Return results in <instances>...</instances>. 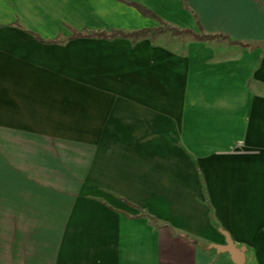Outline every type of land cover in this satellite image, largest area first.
Instances as JSON below:
<instances>
[{
    "label": "crops",
    "instance_id": "0c3cea01",
    "mask_svg": "<svg viewBox=\"0 0 264 264\" xmlns=\"http://www.w3.org/2000/svg\"><path fill=\"white\" fill-rule=\"evenodd\" d=\"M163 23L232 41L68 38ZM260 41L264 0H0V264H264Z\"/></svg>",
    "mask_w": 264,
    "mask_h": 264
},
{
    "label": "trees",
    "instance_id": "16d2710c",
    "mask_svg": "<svg viewBox=\"0 0 264 264\" xmlns=\"http://www.w3.org/2000/svg\"><path fill=\"white\" fill-rule=\"evenodd\" d=\"M137 7V9L146 15H152V13L142 7H140L139 5H135ZM164 30H169L174 34H189L194 38L197 39H212V38H219V39H223V40H227V41H232L230 38H228L227 36L221 35V34H215V35H211V34H196L190 30H178L172 26H169L167 24H162L156 28H146V29H140V30H136V31H132V32H122V31H117V30H112L110 32H89V33H78V32H73V34L68 37L70 38H75V37H79V36H95V37H100V38H112L114 36H128L132 39V41H134L135 39H137L140 36H144V35H152L154 33H158V32H162ZM57 42V41H55Z\"/></svg>",
    "mask_w": 264,
    "mask_h": 264
},
{
    "label": "water",
    "instance_id": "95a60500",
    "mask_svg": "<svg viewBox=\"0 0 264 264\" xmlns=\"http://www.w3.org/2000/svg\"><path fill=\"white\" fill-rule=\"evenodd\" d=\"M251 46L253 47L260 46L264 48V41L251 43ZM220 231L225 237V243L211 244L210 247L214 248L217 252H227L234 263L243 264L245 247L234 245L229 235L222 230Z\"/></svg>",
    "mask_w": 264,
    "mask_h": 264
},
{
    "label": "rangeland",
    "instance_id": "374dc122",
    "mask_svg": "<svg viewBox=\"0 0 264 264\" xmlns=\"http://www.w3.org/2000/svg\"><path fill=\"white\" fill-rule=\"evenodd\" d=\"M169 32H171V31H169ZM172 33V32H171ZM53 177V176H52Z\"/></svg>",
    "mask_w": 264,
    "mask_h": 264
}]
</instances>
